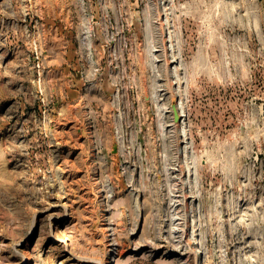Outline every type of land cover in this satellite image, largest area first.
<instances>
[{"label":"rangeland","instance_id":"374dc122","mask_svg":"<svg viewBox=\"0 0 264 264\" xmlns=\"http://www.w3.org/2000/svg\"><path fill=\"white\" fill-rule=\"evenodd\" d=\"M0 264H264V0H0Z\"/></svg>","mask_w":264,"mask_h":264},{"label":"water","instance_id":"95a60500","mask_svg":"<svg viewBox=\"0 0 264 264\" xmlns=\"http://www.w3.org/2000/svg\"><path fill=\"white\" fill-rule=\"evenodd\" d=\"M173 112H174V120L179 121V116H178L176 108L173 109Z\"/></svg>","mask_w":264,"mask_h":264},{"label":"bare ground","instance_id":"6f19581e","mask_svg":"<svg viewBox=\"0 0 264 264\" xmlns=\"http://www.w3.org/2000/svg\"><path fill=\"white\" fill-rule=\"evenodd\" d=\"M165 23V22H164ZM171 57V56H170ZM169 58V57H168ZM167 60V59H166ZM166 62V61H165ZM174 66H175V64H174ZM178 66V65H177ZM173 67V66H172ZM178 76V75H177ZM179 105V104H178ZM180 111V110H179ZM180 116V115H179ZM178 223V222H177Z\"/></svg>","mask_w":264,"mask_h":264}]
</instances>
